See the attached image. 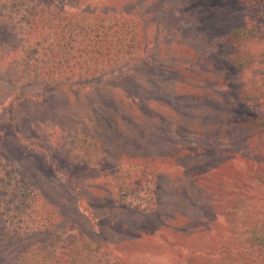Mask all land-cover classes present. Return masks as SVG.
<instances>
[{
	"label": "rangeland",
	"instance_id": "obj_1",
	"mask_svg": "<svg viewBox=\"0 0 264 264\" xmlns=\"http://www.w3.org/2000/svg\"><path fill=\"white\" fill-rule=\"evenodd\" d=\"M257 18L263 0H0V201L24 175L57 214L0 217V264L73 242L70 264H264V37L236 34Z\"/></svg>",
	"mask_w": 264,
	"mask_h": 264
},
{
	"label": "trees",
	"instance_id": "obj_2",
	"mask_svg": "<svg viewBox=\"0 0 264 264\" xmlns=\"http://www.w3.org/2000/svg\"><path fill=\"white\" fill-rule=\"evenodd\" d=\"M244 1L245 3H251L253 2V5L256 2H259L260 0H241ZM264 1V0H263ZM53 7V6H52ZM56 9V8H55ZM40 13H45L44 10L41 9V11L39 13H37V15H40ZM251 21H254L255 23H253L250 26H241L236 30V34L238 35V41H247V46L248 49L250 50L251 47V43H249L250 41H254L255 40H259L261 38L264 37V18H257V20L255 19H251ZM103 25V24H102ZM86 33H89L88 31ZM85 33V34H86ZM70 35H72V33H70L67 37H70ZM25 39L27 36H24ZM61 37V33L58 32V38ZM68 45V49H74L73 44L69 43V41L66 43V41L63 43H59V45ZM95 49V48H94ZM52 51V50H51ZM91 51V48L87 50V56L89 57V52ZM21 53V52H20ZM16 57L13 58V61L18 64L19 63V67H21V69H25V67H27L28 65L32 64L31 61V56L32 54L28 51H24ZM9 54V53H7ZM5 56L3 55L2 57H0V61L4 58ZM18 59V60H16ZM241 61V58H239ZM247 60L242 59L241 61V66L244 67V63H246ZM251 63V61H249V64ZM264 65V62L262 63ZM247 69L245 70V72L249 73H254L255 69L252 66L246 67ZM24 73L27 72V70L23 71ZM250 75V74H249ZM249 77V76H248ZM264 125V123H263ZM4 156V155H3ZM5 157V156H4ZM7 165L6 164H2L0 162V171H3V169L1 168V166L5 167ZM5 171V175L7 174L8 176L0 177V181L2 183L1 188H4L7 185H11L14 175L10 176V170L6 169ZM258 171V170H257ZM258 175V174H257ZM21 181V186L20 188H14L13 189V193L14 194H9L8 192L3 193L2 195L5 196V200L0 201V217H6L5 214L7 215L8 218H4L3 222H4V226L7 225L8 222H13L12 220L15 219L16 216L19 217H32L35 218L37 217H41V219H43V224H49L50 223V218L56 216L54 214V211L52 209V205L48 204L47 202H45L47 204L46 206V211H44L45 208H43L41 205L42 203L40 202L39 196L36 192H32L31 190H29V187L31 185V182L26 179V177L24 175L21 176L20 178ZM17 189L20 190L19 193H17ZM8 198V199H6ZM43 201H45V199H43ZM3 204L6 205L7 211H5L3 209ZM40 209V211H39ZM46 212V213H45ZM6 222V223H5ZM14 223V222H13ZM30 225V224H28ZM71 243V242H69ZM61 251H65L66 252V256H68L65 259V264H70V260L72 259L73 261H75L78 257H81L80 255V248H78V246L76 245L75 242H73L70 245H66L64 246V250L62 249ZM71 257V259H70ZM88 261L91 260V257L87 258Z\"/></svg>",
	"mask_w": 264,
	"mask_h": 264
}]
</instances>
